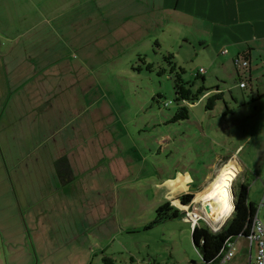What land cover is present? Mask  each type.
Wrapping results in <instances>:
<instances>
[{
	"label": "rangeland",
	"instance_id": "1",
	"mask_svg": "<svg viewBox=\"0 0 264 264\" xmlns=\"http://www.w3.org/2000/svg\"><path fill=\"white\" fill-rule=\"evenodd\" d=\"M105 1L104 7L94 1L91 13H84L82 0L74 2L79 7L73 20L84 27L76 30L72 48L65 27L58 29L63 41L50 31V19L57 29L67 17L65 0H0V229L5 232L0 264H103L104 256L114 264H197L201 258L190 221L167 218L148 225L159 205L186 193L194 196L192 205L181 208L185 215L204 216L206 200L197 194L230 157L244 167L235 190L246 181L248 198L257 204L262 199L264 96L253 102L249 96V84L256 89L257 79L248 81L231 55L202 49L209 27L182 22L181 11L177 16L161 9L162 0H147L149 10L135 19L146 22L152 41L125 48L116 40L124 30L114 26L117 16L128 23L132 10L113 11L111 0ZM80 41L86 46L79 50ZM136 49L145 52L135 54ZM72 65L73 74H65ZM181 67L185 80H195V90L204 83L214 94L219 83L228 106L220 98L207 108L208 93L193 103L179 102L175 78ZM201 68L207 71L204 81L196 79ZM56 71L63 74L53 75ZM238 77L247 78L248 86L241 88ZM55 85V113L67 104L86 107L80 120L91 137L88 167L72 170L63 181L46 154L52 141L28 147V137L35 143L40 136L31 133L33 98ZM231 92L249 101L236 105ZM181 105L189 108V118L174 120ZM56 141L58 150L69 146L60 136ZM184 177L190 178L181 187L186 189L168 188L164 194ZM27 197L49 202L29 209L22 203ZM260 216L264 219V206Z\"/></svg>",
	"mask_w": 264,
	"mask_h": 264
},
{
	"label": "crops",
	"instance_id": "2",
	"mask_svg": "<svg viewBox=\"0 0 264 264\" xmlns=\"http://www.w3.org/2000/svg\"><path fill=\"white\" fill-rule=\"evenodd\" d=\"M65 1L68 6L65 12L67 17L64 22L58 23L57 29L53 28L54 25L52 21L53 19H50V31L53 33V35L55 34L56 37H61L58 34L62 30H58V29L65 27L66 28L65 31L68 35V40H69L67 43H69V45L73 48V41H74L73 37L75 38L76 36H78L76 30L78 29V27L82 29L84 25L83 23L80 24L79 20H73L75 9H77L78 11V7H79V5H74V2H76L77 0H65ZM85 1L87 0H82V10L84 11V13L87 11H90L91 13L92 4L96 0H89L91 2V5L89 6L84 4ZM110 3H113L114 6L113 11H120L123 6L129 7L132 10L131 18L128 19V23H126L121 18V16L116 17L119 19V21L117 22V24H115L114 28L124 30L121 36L118 39H116L117 42H120L121 44L125 43L123 45L127 46L126 44L141 45L142 43L146 44L152 41V36L154 35L151 33V30L148 29V27L146 26V22L141 21L138 24L135 22L136 18H138L142 14L147 13V11L149 10L148 8L150 6V1L147 0H113L112 1L111 0ZM100 4L104 7L106 1L100 0ZM161 9H165L166 11L173 10L175 11L174 13L177 16H178L177 13L181 11L182 22L195 23L197 24L198 27L200 26L201 28L209 27L208 36L204 37V39L201 40V45L203 46L202 49L209 47L212 48L214 52L231 55V59L233 63L235 57H237L238 55L245 56L249 60V64H250V66L246 68L248 71L246 69L243 70V71H247L246 75L248 76L249 79L248 81H252L254 77L257 79L256 89L251 83L249 84L250 86L249 96L252 102L257 99L261 100V98L264 96V81L260 77L261 74L263 75V63H264V0H162ZM48 11L51 12L50 10ZM183 16L185 17L183 18ZM186 18H189V20H186ZM175 22H178V20L175 19ZM168 23L170 24L169 19H168ZM102 27H106V26L104 25ZM109 28L111 29V27ZM136 28L139 29L136 31ZM131 34H132V38L129 37ZM146 39L147 41L149 39V41L145 42ZM61 40L63 41L64 38H62ZM186 40H188V42L190 41L189 38H187ZM77 46L80 50L81 48L86 46V43L84 41H80L77 44ZM125 48L133 49V47H128V46ZM135 51H137V53L134 52L135 54H143L145 52V51H139V49H136ZM260 68L261 70L258 72ZM60 70H64V69H60ZM40 71L41 70H39V72ZM73 72H74V66L72 65L70 69L66 68L65 74L68 73L73 74ZM58 74H63V73L60 71H56L53 75H58ZM202 74L206 78L207 76L206 69H204ZM38 85L42 86L41 83H39ZM239 86L244 89V87L240 85V81H239ZM247 86L248 83L245 87ZM56 88L57 86L55 85L53 86L52 89H48L46 91H40L39 93L36 94L37 100L33 98V101L36 104L33 107V110H35L34 111L35 117L33 118L32 121L36 125L34 126L35 128L31 133L40 132V136H38L37 141L35 143H33V141L28 137V141H29L28 147H32V146L35 147L36 145H39L41 147L43 142H46L49 139V143L50 141H52L53 144H52V148L49 145L48 146L46 145V148L49 149L50 151L49 153L46 152V154L51 155L52 165L55 166V161L59 158V156L60 157L67 156L73 172L76 170L79 171L85 170L86 169L85 167H88L90 163L89 157L91 156V154L87 152V148L90 145L89 142L91 137H90V133L87 132L88 130H86V128L88 127L84 124L83 121L80 120V118L83 116V112L86 111V107H82L84 109L82 111L80 107H75L71 104H67V106L62 105L63 110L59 109L58 112L55 113L54 101H51V99L54 98L56 95L54 94L56 92L55 91ZM215 89H216L215 91L217 92H224L220 88L219 83H217ZM231 95L236 105L246 104L249 101L246 96H243L241 99H239L236 93L231 92ZM223 97L226 106H228L225 92ZM239 100H241V102H239ZM227 112H232V110L227 107ZM60 115L63 116L62 119L58 118ZM52 119L55 120L58 119L59 121H57L56 124H54L52 122ZM43 128H46L48 130L47 133L42 131ZM59 136L62 141L67 142V144L69 145L68 148L64 150H58L56 140ZM93 136L96 137L98 136V134L93 133ZM41 139L42 141L40 142ZM85 143H87L86 146H84ZM21 144L22 142H20V146ZM65 146L66 144H64V147ZM22 153L25 154L24 151ZM230 159L231 160L235 159L239 171L244 169V167L241 165L242 163H238L239 160L236 157H230L229 160ZM184 178L185 180L183 179L182 180L184 181V185H185L186 182L190 180V178L189 177H184ZM168 179L171 178L169 177ZM178 180H175V182ZM191 180H192V176H191ZM66 183L67 182H65L64 184ZM163 184L161 186H163ZM168 188L172 189L173 191L174 185L173 187H166L164 194H166ZM181 189H186V187ZM176 191H178V189ZM199 193L197 195H199ZM175 198L178 197L175 196ZM171 201H172L171 203L175 204L173 199H171ZM45 202H49L48 197H38V198H34V200H32L30 197H27L26 200L24 201L22 200L23 204L29 205V209L39 203H45ZM50 202H51V198H50ZM23 204L22 207H24ZM47 211H48L47 209L43 210L44 216ZM186 220H188V218H186ZM200 220L205 221V219L203 218H201ZM214 223L216 225H219L218 223H216V221ZM222 223L224 224V220L220 222L221 226ZM24 225H26L25 222ZM88 232H90V230H88ZM0 234H5V232L2 229H0ZM16 235H18V233H16ZM14 239L17 238L13 237V240ZM13 242H16V240ZM234 243H235L234 245H235L236 253L235 256L227 264H250L251 258L254 256L255 249L254 247L250 246L248 239L245 236H238L235 239Z\"/></svg>",
	"mask_w": 264,
	"mask_h": 264
},
{
	"label": "trees",
	"instance_id": "3",
	"mask_svg": "<svg viewBox=\"0 0 264 264\" xmlns=\"http://www.w3.org/2000/svg\"><path fill=\"white\" fill-rule=\"evenodd\" d=\"M151 67L152 64H148V68ZM181 69L183 70L181 72H177L175 78V88L177 91V100L179 102L182 103L184 101H190L193 103L211 90L206 88L204 83H202L200 87L195 90V80H185L183 77L185 70L183 67H181ZM238 71L240 70L238 69ZM247 71H244V73L247 74ZM197 78H201L203 81L205 80L204 75L200 71L196 74V79ZM243 78L244 77H239V81H242ZM245 80H247V78H245ZM223 96L224 92L216 91L214 94L209 93L207 95L206 107L210 109L214 108L217 100L224 98ZM187 118H189V108L186 105H181L177 113L174 115V120ZM55 166L56 171L62 181L66 174L72 172L67 156L59 157L55 161ZM65 182L69 181H64V183ZM248 187L249 184L246 183V181L240 183L236 189V207L231 216L218 230H214L204 220H199L198 223H196V225L193 227V242L202 258V260L197 264H219L221 256L220 252L225 242L227 240L234 241L239 235L246 236L250 233L253 217L257 210V203L248 199ZM193 196L194 193L182 194L180 196L181 202L184 204H189L191 203ZM157 214L158 215L155 221L150 223L148 226L151 227L153 223L161 222L167 218H179L184 216L182 209L172 204L171 200L159 205L157 208ZM103 264H114V259L109 256H104ZM146 264L159 263L153 262Z\"/></svg>",
	"mask_w": 264,
	"mask_h": 264
},
{
	"label": "bare ground",
	"instance_id": "4",
	"mask_svg": "<svg viewBox=\"0 0 264 264\" xmlns=\"http://www.w3.org/2000/svg\"><path fill=\"white\" fill-rule=\"evenodd\" d=\"M236 164L237 162L235 159H228L225 161L217 172L216 178L213 179L211 184L198 195V199L208 200V203L211 205V212L209 216H206L207 219L215 225L214 227H219L220 222L228 218L234 210L232 188L237 173H239ZM173 185L174 190H177L184 186V181L182 179L178 180ZM173 201L180 208H186L188 206L187 204L182 203L178 198H173ZM212 215L214 217H212ZM192 216L195 220L196 216L194 213H192ZM211 218H214V221H212ZM215 221L219 225H216L214 223Z\"/></svg>",
	"mask_w": 264,
	"mask_h": 264
},
{
	"label": "built area",
	"instance_id": "5",
	"mask_svg": "<svg viewBox=\"0 0 264 264\" xmlns=\"http://www.w3.org/2000/svg\"><path fill=\"white\" fill-rule=\"evenodd\" d=\"M234 63L235 66H237V68L242 70H245L249 66V60L245 56H241V55L235 57ZM203 71L204 68H201L200 72ZM263 75H264V63H263ZM240 85L242 87H245L247 85V80L242 79V81H240ZM263 186H264V179H263ZM263 206H264V192L262 199L257 204V210L253 217L251 231L248 235L245 236L248 239L250 246L254 247L255 249V253L254 256L251 258L250 264H264V219L260 216V210ZM193 213L196 216L195 220L192 216V212L186 211V215H188V220L191 221L193 227L196 225V223H198V221L201 218L207 220L206 214H204L203 216L201 213L198 212L197 213L193 212ZM212 228L214 230L219 229V227H214V226ZM234 241L227 240L225 242L220 252L221 256H220L219 264H227L235 256L236 249H235Z\"/></svg>",
	"mask_w": 264,
	"mask_h": 264
},
{
	"label": "water",
	"instance_id": "6",
	"mask_svg": "<svg viewBox=\"0 0 264 264\" xmlns=\"http://www.w3.org/2000/svg\"><path fill=\"white\" fill-rule=\"evenodd\" d=\"M232 194H233V204H234V209H235V207H236V204H235V197H236V190H235V187L233 186V188H232ZM203 212L207 215V216H209V214H210V212H211V205L208 203V202H205V203H203ZM212 217H214L213 215H212ZM179 218H183L182 216L181 217H179ZM212 219H214V218H212ZM227 219V218H226ZM225 221V220H224Z\"/></svg>",
	"mask_w": 264,
	"mask_h": 264
},
{
	"label": "clouds",
	"instance_id": "7",
	"mask_svg": "<svg viewBox=\"0 0 264 264\" xmlns=\"http://www.w3.org/2000/svg\"><path fill=\"white\" fill-rule=\"evenodd\" d=\"M181 200V199H180ZM172 202V201H171ZM192 202V201H191ZM190 205H192L191 203H189ZM189 204H187V205H189ZM175 205V204H174ZM175 206H177V205H175ZM178 207V206H177ZM180 208V207H179ZM181 209V208H180ZM234 211V210H233ZM184 212V211H183ZM204 213V212H203ZM205 214V213H204ZM188 216V215H187ZM187 216L185 215V212H184V216H183V218H187ZM229 218V217H228ZM227 218V219H228ZM227 219H225V221L227 220ZM208 224H210V225H212L209 221H208V219L207 220H205ZM225 221H224V223H225ZM222 225H223V223H222ZM213 226V225H212ZM221 227V225L219 226V228Z\"/></svg>",
	"mask_w": 264,
	"mask_h": 264
},
{
	"label": "flooded vegetation",
	"instance_id": "8",
	"mask_svg": "<svg viewBox=\"0 0 264 264\" xmlns=\"http://www.w3.org/2000/svg\"><path fill=\"white\" fill-rule=\"evenodd\" d=\"M178 198L180 199V196H178Z\"/></svg>",
	"mask_w": 264,
	"mask_h": 264
}]
</instances>
